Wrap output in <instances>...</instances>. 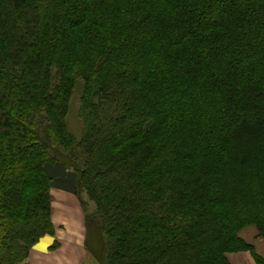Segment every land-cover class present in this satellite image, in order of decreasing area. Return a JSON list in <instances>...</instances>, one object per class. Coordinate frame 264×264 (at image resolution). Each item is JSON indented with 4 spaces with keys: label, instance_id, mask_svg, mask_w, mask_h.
Segmentation results:
<instances>
[{
    "label": "trees",
    "instance_id": "1",
    "mask_svg": "<svg viewBox=\"0 0 264 264\" xmlns=\"http://www.w3.org/2000/svg\"><path fill=\"white\" fill-rule=\"evenodd\" d=\"M54 163L100 264H264V0H0V264L55 233Z\"/></svg>",
    "mask_w": 264,
    "mask_h": 264
},
{
    "label": "rangeland",
    "instance_id": "2",
    "mask_svg": "<svg viewBox=\"0 0 264 264\" xmlns=\"http://www.w3.org/2000/svg\"><path fill=\"white\" fill-rule=\"evenodd\" d=\"M182 9L185 10L184 7ZM201 9L202 7H200L197 11L186 12L184 15L190 16L191 18L186 22L180 23L181 25L179 26V28H176L175 31H179L182 28H193L194 24L199 21L198 11H201ZM77 94L78 93L76 91L71 96V99L69 101V112L66 114L65 118L69 130L73 133L75 137H79L82 130V124L79 118L78 111L79 105ZM46 170L53 178L52 175H59L61 174V172L67 169L63 164L54 163L53 165L46 164ZM78 206H80L81 208L80 204H78ZM61 207H63V204ZM89 217L91 218L93 216L89 215L88 218ZM83 221L85 222V218H83ZM61 224L62 226L59 230H57L53 223L55 233L53 235L45 234L39 238L38 242L41 240H46L48 243V246L45 251L54 252V254L49 259H44L38 256V261L46 262V264H100L96 259L91 256L92 252H90V250L93 251L91 248L94 247V242L92 241L93 238L90 241V237L87 241V237L85 235L80 236L79 234H75L73 230H69L68 228L72 227L76 229V226H67L63 223ZM255 232L256 230L253 226L247 227L240 232V237L243 238L246 242H249L254 245L255 251L259 255L264 257V240L260 237L256 238ZM98 252L100 253V251ZM81 256H83V258ZM228 258L234 264H255L249 253L246 251L237 250L236 252L229 254Z\"/></svg>",
    "mask_w": 264,
    "mask_h": 264
},
{
    "label": "crops",
    "instance_id": "3",
    "mask_svg": "<svg viewBox=\"0 0 264 264\" xmlns=\"http://www.w3.org/2000/svg\"><path fill=\"white\" fill-rule=\"evenodd\" d=\"M51 183V218L57 230L62 226L61 223L75 228L68 227L73 230L75 234L80 236L85 235L84 214L79 201L75 195L74 178L71 171H63L61 174L52 175ZM62 180V181H61ZM73 184V185H72ZM63 204V207H61ZM78 232V233H77ZM48 243L46 240L37 242L30 250L28 261L30 264H46V262H39L38 256L49 259L54 252H46ZM34 248V249H33ZM37 255V257H36ZM83 258V256H81ZM81 258V259H82Z\"/></svg>",
    "mask_w": 264,
    "mask_h": 264
}]
</instances>
